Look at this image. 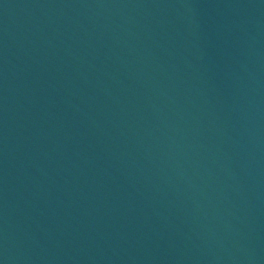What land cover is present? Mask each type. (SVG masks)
I'll list each match as a JSON object with an SVG mask.
<instances>
[{
    "label": "water",
    "instance_id": "obj_1",
    "mask_svg": "<svg viewBox=\"0 0 264 264\" xmlns=\"http://www.w3.org/2000/svg\"><path fill=\"white\" fill-rule=\"evenodd\" d=\"M0 264H264V0H0Z\"/></svg>",
    "mask_w": 264,
    "mask_h": 264
}]
</instances>
